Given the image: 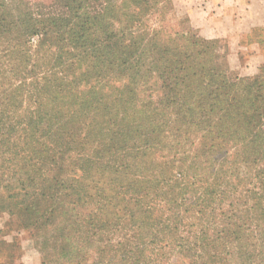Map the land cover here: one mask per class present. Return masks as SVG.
<instances>
[{
	"label": "trees",
	"instance_id": "16d2710c",
	"mask_svg": "<svg viewBox=\"0 0 264 264\" xmlns=\"http://www.w3.org/2000/svg\"><path fill=\"white\" fill-rule=\"evenodd\" d=\"M161 3L159 0H48L44 7H39L34 0H0V203L7 200L1 193L4 179L8 180L6 183H11V179L16 177L20 188L25 190L27 185L36 183V174L40 176L42 171L45 174L43 168L49 167V163H53L58 170L62 165L64 168L65 164L60 162L58 156L61 152L59 147L73 142L80 148L83 143L96 137L101 142L98 152L102 156L117 157L120 143V147L131 143L140 149L136 141L141 139L147 153L131 147L127 153L140 157L144 162L143 172L134 178L136 182H145L142 186L131 181L129 176L135 175L129 172L128 164L121 159L110 180L104 175L102 179L93 178L91 184L80 188L67 185L69 198H66V204L54 202L58 198L52 194L54 184L58 187L57 174L47 173L45 178L40 179L44 188L40 196H48V200H52L47 204L50 215L61 207H71L74 211L70 212L68 219L75 226L83 216L78 206H84L88 201L99 209L101 204L109 203L114 218L109 216L108 220L124 218V225L133 228L138 235L134 249H126L125 255L137 252L146 260L151 259L150 253L158 245L157 236L147 238L146 230L152 228H160L158 233L167 230L172 234L171 240V236L165 242L159 240L162 242L160 249L164 251L168 244H174L181 250L182 247L186 248L183 238L174 233L180 228L194 230L195 240L206 244V239L210 242L215 239L232 242L237 239L234 234L237 230L256 226L259 231L264 223V145L260 141L264 139V130L261 129L260 119L248 117V124L257 127V130L250 132L238 145L234 127L246 113L238 109L236 116L240 117L229 116L231 111H236L234 100L238 101L246 95L236 96L225 89L219 93L216 97L217 109L221 108L222 113L207 126L210 130L208 134L200 135V141L206 147V154L201 157L205 164L211 151L221 149L228 142L235 145L239 152L228 168H233L234 164L252 168L257 161L263 164L262 171L255 173L259 175L260 186L246 188L249 193L256 189L253 195L256 201L251 205L243 204V209L251 210L253 215L248 221H242L236 215L242 210V203L230 196V189L236 190L238 182H224L220 178L219 167L207 171L204 164V172L198 174H191L190 169L183 170L176 166L177 161L182 160L180 152L169 151L171 158L164 152H155L158 146L152 139L161 134L157 130L159 126L161 129L167 123L172 126L166 130L167 136L159 137L157 141L170 150L193 143L191 135L195 132L186 130V126L189 129L198 123L208 125V111L200 118L204 111L202 108L192 103L189 105L175 94L179 80H184L188 73L205 71L196 66L199 64L189 63L184 68H179L182 65L179 64L178 68L158 69L168 89L169 102L176 104L174 106L183 105L189 111L191 117L185 118L186 122L183 118L180 123L177 120L168 122L162 117H152L147 121L125 119L118 114H123L130 107L124 103H131L135 98L134 92L130 94L129 90H121L118 100L123 103L115 107L109 100L110 92L103 89L104 85L99 89L83 85L84 89H79V76L91 78L94 72L101 73L114 62L121 65L134 62L137 50L142 46L138 32L145 30L147 26L144 23L149 20L147 16L144 22V14L150 9L159 8L158 4ZM166 60L170 62V58ZM178 63L185 61L178 60ZM176 70L179 71L176 73ZM115 72L113 75L118 78ZM168 73L172 75H166ZM253 82L250 87L255 89V97L263 98L264 88H261L258 75ZM204 94L208 95L207 92ZM213 109L216 106L213 105L209 111ZM151 143L154 147L148 149ZM250 147L252 149L248 152L247 148ZM223 159L225 164L228 157ZM97 171L95 167L94 172ZM134 173L137 174L138 170ZM82 189L89 194L84 200L80 196ZM153 196H159L164 202V209H158L156 213L154 205L148 204L154 200ZM230 197L225 210L222 202ZM29 203L31 208L35 207L34 210L43 215L35 200ZM96 208H93L94 211ZM164 211L168 216L166 224ZM102 215L105 217L103 212ZM217 222L221 223L219 230ZM213 226L217 228L216 236L207 233L208 227ZM162 235L165 239V234ZM149 244L153 249H149L147 257ZM131 262L135 263L133 260Z\"/></svg>",
	"mask_w": 264,
	"mask_h": 264
},
{
	"label": "rangeland",
	"instance_id": "374dc122",
	"mask_svg": "<svg viewBox=\"0 0 264 264\" xmlns=\"http://www.w3.org/2000/svg\"><path fill=\"white\" fill-rule=\"evenodd\" d=\"M34 1L39 7H44L48 3V0ZM160 2L162 3L158 4L159 8L150 9L144 14V22L147 16H149V20L144 23L147 26L145 30L138 32V38L142 39V46L138 48L134 62L124 65L114 62L107 70L101 73L94 72L91 78L79 76L77 80H80L81 83L79 89H84L83 85L94 86L95 89L104 85L103 89L110 92L109 100L111 99L110 101L114 103L115 107L123 103L118 100L122 93L121 90H129L130 94L134 92L135 98L131 103H124L126 107H130L123 114H118L120 117L143 121L152 117H162L168 122L177 120L180 123L182 122L181 118L186 122L185 118H190L191 115L185 106H174L176 104L169 102L168 89L165 88L158 69L178 68L179 64H182L179 68L188 67L189 63L199 64L196 66L205 71L196 74L188 73L184 80H179L180 84L175 89V94L179 95L181 100L187 101L189 105L192 103L194 106L202 108L204 111L200 118H203L208 111V125L198 123L196 127L189 129L186 126V130L195 132L194 135H191L193 143L174 149L170 148L169 150L162 146L163 143H157L159 137L167 136L168 131L166 130L172 127L170 123H167L165 130L159 126L157 130L161 134H157L152 139L158 146L155 152H164L170 158L172 155L169 154V151L180 152L182 160H178L176 166L183 170L190 169L191 174H198L203 171L205 161H201V157L206 154V147L200 141V135L203 133L207 135L210 131L207 126L211 125L220 115L221 108L217 109L216 97L224 89L231 90L236 96L246 95L238 101L234 100L236 111H231L229 114V116L240 117L236 116L238 109L246 113L240 117V121L237 123L239 127H234L236 140H239L236 144L239 145L244 137L257 130V127L248 124V117L253 116L260 119L261 129L264 130V95L263 98L255 97V89L250 87L255 83L253 79L258 75L261 88H264V25L255 26L242 33L226 32L214 35L206 30L205 36L199 31L198 16L193 17L196 22L194 24L189 17L188 10L182 7V0H159ZM200 27L203 30L208 29V26L201 25ZM210 27L214 28V26ZM227 30H229V26ZM167 58H170V62L166 60ZM171 60H176V62L172 63ZM178 60L185 61V63H178ZM115 70L118 78L113 75ZM178 71L176 70V73ZM77 72H81V70ZM205 92L208 95H205ZM213 105L216 106V109L209 111ZM23 107H26L25 104ZM229 116L225 119L227 120ZM260 141H263L264 145V139ZM74 144L76 143L71 142L59 147L61 152L58 156L60 162L65 164L64 168L62 165L58 170V167L53 166V163H49V167L44 166L43 168L46 171L45 174L43 171L40 176L36 174L34 177L36 183L27 185L25 190L20 188L16 177L11 179V183H6L7 179L1 182V186H3L1 193L2 196L7 197V200L3 204L0 203V263L264 264V223L261 224L262 227L259 231L256 226L237 230L234 232L237 239L232 242H222V239L210 242L206 239V244L195 240L194 230H189L187 227V229L180 228L174 233L183 238L186 248L182 247L181 250L174 244H168L164 251L162 248L160 249L162 242L159 240L162 239L165 242L172 234L167 230L158 233L160 228H152L149 231L146 230L147 238L157 236L158 245L150 253L151 259L146 260L137 252H133L129 256L125 255L126 249H134L138 235L133 228L124 225V218L120 217L116 221L108 220L109 216L114 218L109 203L101 204L99 209L88 201L84 206H78L83 216L77 226L68 219L70 212L74 211L71 207H61L50 215L47 204L52 200H48V196L45 198L40 196L41 191L44 190L40 179L45 178L47 173L57 174L58 187L54 184L52 194L58 197L54 202L60 205L66 204V198H69L66 194L67 185L80 188L83 185L91 184L93 178L102 179L104 175H107V179L110 180L121 159H124L128 164L129 172L135 175L129 176L131 181L139 187L145 184L143 181H134V178L144 170L142 159L127 153L131 151L130 147L136 148L134 144L128 143L124 147H120L122 146L120 143L117 157L102 156L98 152L101 142L96 137L83 143L80 148ZM136 145L140 146L139 150L136 148L138 152L147 153L145 152L147 148L141 139L136 141ZM153 147L152 143L148 145V149ZM251 149V147L247 148V151L249 152ZM242 150L243 148L240 153ZM212 152H210L211 158L207 157L206 170L219 167L220 178L224 182H238L239 187L236 190L230 189V196L238 198L242 203L240 205L242 210L236 215L240 216L242 221H248L253 213L251 210H244L243 204L246 202L251 205L256 201L253 196L256 189L249 193L246 188L260 186L259 175L257 176L255 173L262 171L263 164L257 161L252 168L239 164L228 168L229 163L239 154L231 142ZM223 157H228L225 164ZM95 167L98 169L97 172H94ZM134 169L138 170L137 174L134 173ZM92 173H95L94 177ZM124 181L122 184L125 183ZM63 187L64 190H62ZM8 188H11L10 192L5 191ZM186 193L189 194V192ZM10 194L13 196L9 197ZM191 194H193L192 191ZM88 195L84 189L80 191L83 200ZM153 199L148 204L154 205L155 213L158 209H164V202L159 196H153ZM230 199L231 197L222 202L225 210ZM31 200H35L37 207L40 206L39 210L44 216L39 211H35V207L31 208V203H29ZM9 201L11 203H8ZM93 208L97 210L94 211ZM166 214L167 211H164L165 224L168 222ZM217 224L219 230L221 223L217 222ZM208 228L207 233L216 236L217 228L215 226ZM162 234H165V239ZM171 239L172 236L169 240ZM149 249H153L151 244L146 250L147 257ZM131 260L135 263H132Z\"/></svg>",
	"mask_w": 264,
	"mask_h": 264
},
{
	"label": "crops",
	"instance_id": "0c3cea01",
	"mask_svg": "<svg viewBox=\"0 0 264 264\" xmlns=\"http://www.w3.org/2000/svg\"><path fill=\"white\" fill-rule=\"evenodd\" d=\"M191 21L197 17L200 33L224 34L247 32L255 26L264 25V0H182ZM201 25L208 29H201ZM210 26H214L212 29ZM229 26V30H227ZM13 264V263H0Z\"/></svg>",
	"mask_w": 264,
	"mask_h": 264
}]
</instances>
